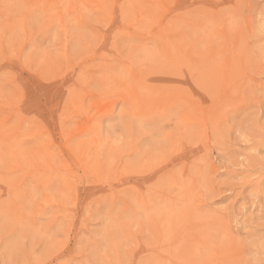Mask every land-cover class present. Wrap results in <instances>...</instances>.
<instances>
[{"label": "rangeland", "instance_id": "obj_1", "mask_svg": "<svg viewBox=\"0 0 264 264\" xmlns=\"http://www.w3.org/2000/svg\"><path fill=\"white\" fill-rule=\"evenodd\" d=\"M0 264H264V0H0Z\"/></svg>", "mask_w": 264, "mask_h": 264}, {"label": "bare ground", "instance_id": "obj_2", "mask_svg": "<svg viewBox=\"0 0 264 264\" xmlns=\"http://www.w3.org/2000/svg\"><path fill=\"white\" fill-rule=\"evenodd\" d=\"M180 78V77H179ZM184 232V231H183Z\"/></svg>", "mask_w": 264, "mask_h": 264}]
</instances>
